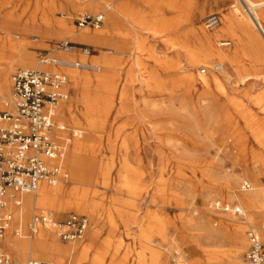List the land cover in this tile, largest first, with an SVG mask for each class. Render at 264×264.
Instances as JSON below:
<instances>
[{
  "label": "rangeland",
  "instance_id": "1",
  "mask_svg": "<svg viewBox=\"0 0 264 264\" xmlns=\"http://www.w3.org/2000/svg\"><path fill=\"white\" fill-rule=\"evenodd\" d=\"M123 1L140 11L133 23L119 13L127 21L115 28L114 42L119 40L122 50L93 40L81 44L62 32L64 24L75 32L103 31L106 16L101 28H80L75 19L85 12H104L108 3L117 7ZM250 7L246 0H0V85L4 82L1 71L9 73L7 89L0 94V110L11 99L12 75L19 68L64 71L69 78L65 88L70 97L62 104L86 91L91 107L96 113L100 111L93 121L84 116L83 102L76 106L75 119L69 114L66 120L56 115L60 122L81 132L72 141L85 142L91 137L88 143L94 147L80 154L86 166L92 164L96 171L87 172L79 187L93 199L97 189L105 204L101 207L103 219L112 215L119 230L105 245L110 229L104 225L97 240L91 236L95 221L86 209L87 202L77 203L83 211L71 207L75 202H65L62 207L58 201L29 206L23 202L21 208L11 205L7 209L13 215V228L0 237V244L7 237L30 244L33 235L22 237L17 231L26 232L31 217L42 211L58 219L72 212L88 215L91 225L82 239L62 242L54 232L51 238L61 247L93 240L95 244H88L90 249L79 255L82 258L71 253L54 259L45 253L28 252L21 263L6 244L0 253H10L14 264H27L31 259L54 264H100L99 255L102 264H155L148 256L143 260L138 256L142 251V226L147 224L154 232L159 225L163 227L166 239L161 240V247L168 249L174 241L180 248L175 256L182 264H212L215 250L235 248L232 225L242 214L226 211L224 206L243 207L230 195L249 193L242 188L244 181L251 183L250 190L264 195V59L257 60L246 45H241L232 64L227 58H215L213 47L232 48L234 38L245 36L246 26L259 35L248 18ZM257 12L264 23V7ZM210 15L218 17L214 28L206 27ZM226 25L228 28L222 31ZM217 31L219 35L214 37ZM205 34L211 35L209 43L207 38L202 40ZM67 40L91 49V55L82 54L79 47L74 49L76 62H95L99 69L83 68L74 80L71 74L75 70L40 63L43 53L54 60L64 57L67 51L58 49L57 44ZM206 44H210L207 58L200 51ZM95 55L103 56L98 59ZM91 56L95 59H89ZM216 64H223L224 71L216 70ZM217 77L218 85L213 82ZM73 148L68 146L62 162L68 177L57 183L64 182L68 191L76 186L71 181L69 163ZM25 196L35 197V193L20 195L22 199ZM65 196L59 200L66 201ZM4 212L0 207V217ZM262 224L264 218L257 215L254 222L243 225L245 239L250 227L260 229ZM212 234L219 239L214 240ZM248 248L249 241L240 253L243 264H249L245 258ZM174 259H168L167 264L176 263ZM228 261L222 257L219 263Z\"/></svg>",
  "mask_w": 264,
  "mask_h": 264
},
{
  "label": "built area",
  "instance_id": "2",
  "mask_svg": "<svg viewBox=\"0 0 264 264\" xmlns=\"http://www.w3.org/2000/svg\"><path fill=\"white\" fill-rule=\"evenodd\" d=\"M80 28H101L105 13L85 12L75 19ZM218 17L210 15L206 27L218 25ZM80 48L82 54L91 55L87 46L71 41L58 42L57 48L71 52ZM53 62L49 53L40 56V63ZM77 65V63H76ZM216 70L223 68L216 64ZM206 69L203 68V72ZM68 75L61 70L49 71L38 68H19L12 75L11 99L0 110V207L5 212L0 217V237H4L11 221V205L21 208L20 195L35 192L41 182L56 185L68 177L62 166L68 146L81 132L62 123L57 118V105L70 97L65 87ZM67 134V135H66ZM242 188L252 189L249 181ZM226 211L242 214L240 207L224 206ZM91 221L88 215L72 212L65 219H58L50 212L35 213L27 223L26 232L18 230L20 236L31 237L40 227L52 229L62 242H75L87 233ZM264 224L261 228L250 227L247 236L249 248L245 258L249 264H264ZM0 264H14L8 252L0 253ZM27 264H54L51 261L31 259Z\"/></svg>",
  "mask_w": 264,
  "mask_h": 264
},
{
  "label": "bare ground",
  "instance_id": "3",
  "mask_svg": "<svg viewBox=\"0 0 264 264\" xmlns=\"http://www.w3.org/2000/svg\"><path fill=\"white\" fill-rule=\"evenodd\" d=\"M91 1L93 2L96 0H91ZM246 2H249L250 6H251L250 7L251 15L248 16V18H249L250 22L252 23V25L257 30L259 35H255L254 32H253L254 33L253 34L251 31L252 29L250 30L249 27L246 26L245 29L243 30L245 36L242 39L233 37L235 39V45L232 48L220 50V49H217L216 47H213V55L215 58L222 59L223 61L225 60V58H227V59H229V61L232 64H234L235 63V55H236L238 48L241 45H246L253 52V55L255 56V58L257 60L264 59V23H263L262 18L259 16V14L257 12L258 9L264 7V0H259L256 2H253L251 0H246ZM113 5H114L113 3H108L106 5L107 7L105 8L106 11H104V13H105V16L107 17V19H110L111 14L116 13L117 11L119 13H121V12L124 13V11H123V9L125 8L124 1L122 2V4L118 5L117 7H114ZM117 19L118 18H114L112 20L113 22L111 21L112 25L114 27L117 26V21H118ZM132 20L134 21L135 19L133 18ZM106 22H107V26H108V24H109L108 20H106ZM46 24H47V26H49L51 24L50 20H48L46 22ZM62 27H63L62 32H64V34H69L68 37H71L74 41H77L80 43H88L94 39H96V40L97 39L98 40L106 39L107 35H108L106 29L103 31H96V32H93L90 30L75 32L67 24L62 25ZM225 28H228V25L224 26V28L221 30L223 31V30H225ZM39 32H41V35L44 33V31H42V29L39 30ZM47 32H49V30L48 31L46 30L45 33H47ZM218 35H219V31H217V33L216 32L213 33L214 37H216ZM205 38H207L208 43H209L211 35L205 34V37H203L202 40L203 39L205 40ZM227 44L228 43H224V45H227ZM220 45H223V43L220 42ZM133 47H134V45H133ZM117 48H120L122 50L124 47L121 44ZM197 50H199V49L197 48ZM200 51H201V53H204L205 58H207L210 54V44H206V46L203 47L202 49H200ZM58 52H60V51H58ZM125 54L131 56L132 53L125 52ZM73 56H75L74 51L65 52L64 57H60V58H57L55 60L53 59L52 63H53V65H58V66L60 65V66L65 67V68L67 67V68H71V70L72 69L75 70L71 74L73 76L74 80L75 79L78 80V77L80 76L79 71H82L83 68L91 66L92 68H95L96 70L99 69V65L96 64L95 62H87V61H84L83 63L76 62L73 59ZM85 59H88V58H85ZM89 59H95V58H93L91 56ZM76 63H77V65H76ZM102 65H104V64H102ZM102 65H100V66H102ZM5 71L6 70L1 71V77L4 78V82H3V84L0 85V94L4 93V91L7 89V83L9 82L7 79L8 78L7 76L9 73L7 71L6 72ZM223 71H224V68H223ZM204 82L206 83V81H204ZM213 82L217 83V85H218L220 83V80L217 77L216 80H214ZM207 83H209V82H207ZM83 92H85L84 95L82 94ZM83 92L80 91L77 98H75V100H71L69 103L62 104L63 102H65L67 100L61 101L57 105V115H59L61 118L64 119L65 115L69 114V115H71L72 118H74V116H75L74 112H75V109L77 108L76 107L77 104L83 102L84 106H86V111L84 112V116L87 119H92V121H93V119H95V114L99 115L100 111H97V113H96V110H94L92 108L93 106L90 103L91 102L90 97L87 95L85 90ZM237 96H238V94H237ZM228 112H229V110H228ZM225 113H226V111H225ZM243 118H245V120H246V117H243ZM64 120H66V119H64ZM233 124H235V123H233ZM90 138H88L87 141H85V142L84 141L79 142V141L74 140V141H71V143L69 145V148H71L72 145L74 147L73 153L71 154V156H69V163L71 164V171H72V180L71 181L74 182V184L76 185L74 188H72L71 190L68 191L66 189V184L64 182L63 183L61 182L60 184L53 185L55 187H50L46 182H41L38 189L35 192H33V193H35V197L34 196H25V197H23L22 200L28 206L31 205V203H33V202L34 203L35 202H44V203L45 202L46 203L51 202V203L55 204L58 201V203L60 204L59 206L62 207V205L65 204V202H68V203L69 202H75V205H72L71 207H76L80 211H83V208H81V205H79L77 207V203L80 202L83 204V203L87 202L86 209L88 210L92 219L95 221V227L91 230V236L95 240H97L101 235V231L103 230L102 228L104 227V225H108V227L110 229L109 232L111 234L108 235L107 238L103 241L105 243V245H107V243L111 241L112 236H114V234H116L115 232L119 231L117 229V227L114 226V224L112 222V218H110L112 215H109L108 219H106V220L103 219L101 207L105 206V204L103 203L102 200H100L101 198H99V193L97 192V189H95L93 192V196L95 198V199H93L90 197V195H91L90 193L85 191V189L83 190L82 188L79 187V185H82V178H84V176L87 174V172L96 171V168L94 166H92V164H90V167H89V165L86 166V164H88V163H85L86 162L85 159L83 160V158L81 157V154H80V151H82L83 149L88 150V149H91L92 147H94V146L91 147V145H93V144L90 143L91 145H89V143H88ZM260 140H261V138H260ZM97 171H98V169H97ZM64 180L65 179H62V181H64ZM91 183L92 182H90V184ZM232 191H231V193H232ZM28 194H30V193H28ZM65 195L68 196L69 200L68 199L66 201L59 200V199L64 198L63 196H65ZM230 196H231L230 197L231 199L232 198L235 199V201H238L239 205H241L243 207V210L241 209L242 210V216L238 220H235V218L233 219V220H235V222L233 223L232 228L234 231V238H235L234 241L236 243V247L235 248L230 247L227 250H224V249L222 250V248L215 250L213 252L212 264H215V263L221 264V263H219V260L222 257L229 259L227 264H243L241 262L240 253L248 241L245 239L244 234H243V225L245 226V224H248L250 222H254L255 217L257 215H260L264 218V195H262L258 191L254 190V189L249 190V193L247 192L243 195H241V194L239 195V194H236L234 192ZM24 199H25V201H24ZM43 212H48V211H43ZM12 228H13L12 224H10L7 232H11ZM162 228L163 227H161V225H159L156 228L157 231L154 232L153 230H151L148 227V224L145 225L144 227L142 226L143 231H141V234H140L141 235V240H140L141 242L140 243L142 246L141 247L142 251L139 253V256L142 258H140V260H143V259H145V256L146 257L148 256L155 264H167L168 259L175 258L174 260L177 262L174 264H182V260L180 258H178V256H175L176 254L177 255L180 254L179 253L180 248L178 247V245L174 241H171L169 243L168 249L161 247V245H163L161 240L166 239L165 238L166 234L163 232ZM106 229H108V228H106ZM52 232H54V231L48 227H40L39 230L37 231V233L33 234V240L30 244H24L18 240H12L10 237H7L5 239V244L9 248H11V251L12 250L14 251L15 257L21 263H23V252H22L23 249L29 253L31 252V253L36 254V255H39L41 253H45L47 255V257H51L54 259L64 258L67 254H71V253L82 258V256H79V255L83 254L85 251L90 249V248L88 249V244H90L91 246H93L95 244V240H93L92 242H89L87 244L81 243V244H77L74 246L61 247L56 242H54L53 239L51 238ZM117 233H119V232H117ZM120 234H122V233H120ZM262 235L264 236V231H263ZM212 238H214V240L219 239V237L216 234H212ZM168 242H169V240H168ZM99 256L101 258L100 264H102L104 262L103 257L101 255H99Z\"/></svg>",
  "mask_w": 264,
  "mask_h": 264
},
{
  "label": "crops",
  "instance_id": "4",
  "mask_svg": "<svg viewBox=\"0 0 264 264\" xmlns=\"http://www.w3.org/2000/svg\"><path fill=\"white\" fill-rule=\"evenodd\" d=\"M125 8L123 9L124 11V14L127 16V18H129L130 20L131 19H135L137 20V16H136V13L139 12V7H134V5L132 4V7H128V5H124ZM107 7V6H106ZM105 10V9H104ZM106 11V10H105ZM115 14V15H114ZM128 14V15H127ZM130 15V16H129ZM114 18H118L117 20V25H119L120 22H123V23H126L127 21L124 20V18L122 17V15L119 14V12L117 11L116 13H113L111 14V18L110 19H107L108 20V26H107V22H105V26H104V30L106 29L107 31V38L106 39H102V40H96L94 39L93 41L94 42H97V43H101V44H106L108 46H114V47H118L119 45H121L120 41L118 40L117 42H114L115 40V28H117V26H113L112 25V20ZM112 21V22H111ZM131 23H133V20L130 21ZM127 24V23H126ZM136 25V24H135ZM135 29V27H134ZM109 37V38H108ZM77 42V41H76ZM80 43V42H79ZM223 45L224 43H228L230 44V42H222ZM82 44V43H81ZM112 44V45H111ZM227 44V45H228ZM103 55H95L96 58H101ZM42 64V63H41ZM52 64V63H50ZM42 65H49V64H42ZM61 67V66H60ZM38 68V67H37ZM26 206V205H25ZM93 225V224H92ZM1 241V240H0ZM3 247H5V239L3 240V244H0V249H2ZM23 260L25 259V255L28 253L26 250L23 249ZM139 256V255H138ZM142 258L139 256V259ZM18 264V263H17Z\"/></svg>",
  "mask_w": 264,
  "mask_h": 264
}]
</instances>
